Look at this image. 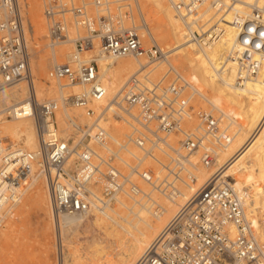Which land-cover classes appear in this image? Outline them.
Returning a JSON list of instances; mask_svg holds the SVG:
<instances>
[{
	"label": "built area",
	"instance_id": "obj_1",
	"mask_svg": "<svg viewBox=\"0 0 264 264\" xmlns=\"http://www.w3.org/2000/svg\"><path fill=\"white\" fill-rule=\"evenodd\" d=\"M43 1L50 46L68 39L70 27L77 31L70 57L53 63L47 76L81 89L67 97L37 98L18 2L0 0V90L26 82L27 95L10 106L8 117H32L39 141L31 151L0 135V221L19 202L35 163L47 177L54 209L72 215L112 205L119 194L147 195L140 182L167 196L195 183V164H213L216 149L230 139L219 112L210 104L202 108V95L171 64L158 80L148 73L130 76L120 87V101H111L97 62L84 57L96 43L110 57L164 58L156 43L143 41L139 0ZM166 1L197 44L219 38L224 25L230 26L225 63L235 66V83L257 75L264 64V0ZM113 19L120 22L116 28ZM67 103L91 122L111 116L128 131L114 139L97 126L85 142L74 144L73 132L63 135L57 118ZM217 171L192 192L135 264H264V241L233 183L215 176Z\"/></svg>",
	"mask_w": 264,
	"mask_h": 264
},
{
	"label": "bare ground",
	"instance_id": "obj_2",
	"mask_svg": "<svg viewBox=\"0 0 264 264\" xmlns=\"http://www.w3.org/2000/svg\"><path fill=\"white\" fill-rule=\"evenodd\" d=\"M17 2L20 8L19 0ZM26 5L29 6L28 3ZM138 7L142 14L140 33L144 43L151 41L160 47L157 40L160 35L155 33L150 22L151 16L157 17L168 30L172 41L171 48H175L170 54L173 55L171 58L166 56L165 51L164 62L171 64L178 72L181 70L183 72L181 75L190 83L192 91H197L207 104L218 110L221 125L227 128L230 139L216 149L213 164L210 166L195 164V183L180 186L178 195H162L140 182L147 195L119 194L114 204L95 207L88 213L80 215L66 214L54 209L47 177L41 167L33 173L35 168L33 164L31 171L33 180L38 176L45 180L42 198L45 200L47 212L52 218L57 219L58 224L82 221L83 228L97 231V236H92L88 247L99 253V260L89 264H135L156 241L165 224L190 198L192 192L218 170L215 176L227 177L233 183L256 233L264 241V64L256 76L237 84L234 81L235 66L229 62L225 63V54L230 43L229 35L232 34L230 26L224 25V31L219 38L197 44L186 37L180 19L166 0H147L141 4L138 2ZM205 13L204 17H208L209 12L206 10ZM3 17L4 12L0 10V19ZM119 24L118 20L113 19L111 27L116 28ZM121 25L128 26L129 22L121 20ZM25 28L32 36L39 32L46 33L41 25V19L35 14L25 21ZM75 33L77 31L74 27H70L68 39L63 42L72 41ZM71 52L67 50L64 54L69 58ZM57 55L53 49L51 53L53 63L59 62ZM84 57L97 62L99 79L106 87V96L111 101L113 99L120 101V87L130 76L151 71V68L147 67L148 62L143 58L106 56L98 51L96 43ZM33 65L39 69L44 68L40 62ZM30 68L32 76L35 75L31 61ZM57 83L60 94L53 99L67 97L81 89L77 84L59 81ZM65 86H69L74 92L65 94L63 92ZM35 90L40 101L52 99L43 97L36 85ZM27 92L25 81H18L1 89L0 112L5 111L7 116L10 106L23 99V94ZM67 104L68 109L57 111V118L63 135L73 132L74 144L85 142L86 134L91 133L97 126L106 128L114 139L122 138L128 131V127L116 118L110 116L91 122L79 109L71 107L70 103ZM131 112L136 113V110L132 109ZM0 135L27 150L35 151L39 146L32 117L7 119L0 116ZM193 160L196 163L197 158L194 157Z\"/></svg>",
	"mask_w": 264,
	"mask_h": 264
},
{
	"label": "rangeland",
	"instance_id": "obj_3",
	"mask_svg": "<svg viewBox=\"0 0 264 264\" xmlns=\"http://www.w3.org/2000/svg\"><path fill=\"white\" fill-rule=\"evenodd\" d=\"M145 1L147 2V0ZM145 1L139 0L138 2L141 4ZM64 2L67 3L68 0H64ZM27 3L29 6L26 5ZM43 3V0H19L31 67L35 71L33 74L36 75H33L34 78L36 77L34 84L36 88H39L38 92L43 97L53 99L59 96L60 89H58V81L47 76V71L53 64L51 53L55 49L58 53L57 57L59 56V63L65 62L68 57L64 53L67 50L71 52L73 44L72 41H66L67 43L61 42L53 47L49 45L46 22L43 16ZM111 7L115 10V5ZM90 10L92 12L93 9L90 8ZM33 14L41 19V25L46 33L39 32L36 36L28 33L27 28H25V21L31 18ZM150 22L155 33L161 36H158L157 40L160 47L166 51V56H173L170 54L175 48H171L172 41L167 28L158 21L157 17L151 16ZM162 61L163 63H161ZM36 62L38 64L40 62L44 68L39 69L33 65ZM156 63L148 62L149 66L147 65L151 68L148 74L153 80L160 79L168 65L163 59L156 61ZM179 72L183 73L181 70ZM63 92L70 94L74 91L69 86H65ZM26 95L23 94L22 98ZM202 101L198 104L202 108H208L209 104L204 100ZM0 116L11 119L5 115V111H1ZM84 123L81 122V124ZM34 165L33 173L36 172L37 168H40L38 163ZM44 181L40 176L35 180L31 176L22 190L19 202L7 210L5 214L12 212L0 221V264H89L98 261L99 253L90 250L91 248L88 247L92 236H97V231L83 228L82 221L58 224L57 219L52 218L47 212L45 200L42 198Z\"/></svg>",
	"mask_w": 264,
	"mask_h": 264
}]
</instances>
